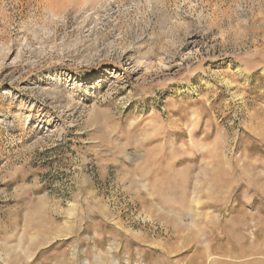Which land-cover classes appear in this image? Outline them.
<instances>
[{"label": "rangeland", "instance_id": "rangeland-1", "mask_svg": "<svg viewBox=\"0 0 264 264\" xmlns=\"http://www.w3.org/2000/svg\"><path fill=\"white\" fill-rule=\"evenodd\" d=\"M0 264H264V0H0Z\"/></svg>", "mask_w": 264, "mask_h": 264}, {"label": "bare ground", "instance_id": "bare-ground-1", "mask_svg": "<svg viewBox=\"0 0 264 264\" xmlns=\"http://www.w3.org/2000/svg\"><path fill=\"white\" fill-rule=\"evenodd\" d=\"M255 235V234H254Z\"/></svg>", "mask_w": 264, "mask_h": 264}]
</instances>
